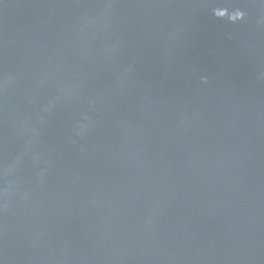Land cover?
Wrapping results in <instances>:
<instances>
[{
    "label": "water",
    "instance_id": "obj_1",
    "mask_svg": "<svg viewBox=\"0 0 264 264\" xmlns=\"http://www.w3.org/2000/svg\"><path fill=\"white\" fill-rule=\"evenodd\" d=\"M0 264H264V0H0Z\"/></svg>",
    "mask_w": 264,
    "mask_h": 264
}]
</instances>
